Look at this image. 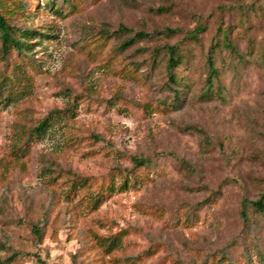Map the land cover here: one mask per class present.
Segmentation results:
<instances>
[{
	"label": "rangeland",
	"instance_id": "1",
	"mask_svg": "<svg viewBox=\"0 0 264 264\" xmlns=\"http://www.w3.org/2000/svg\"><path fill=\"white\" fill-rule=\"evenodd\" d=\"M0 14L32 32L21 51L0 36V264H264L251 206L264 195V0H0ZM119 26L180 32L121 50ZM218 27L234 52H214L212 76ZM164 45L181 56L178 85Z\"/></svg>",
	"mask_w": 264,
	"mask_h": 264
},
{
	"label": "trees",
	"instance_id": "2",
	"mask_svg": "<svg viewBox=\"0 0 264 264\" xmlns=\"http://www.w3.org/2000/svg\"><path fill=\"white\" fill-rule=\"evenodd\" d=\"M204 26H197L193 30L185 32V39L193 42L194 44H199L200 43V38L199 35L204 32ZM180 30L178 29H170V28H164L162 30H154L153 32H144V31H135L130 28H126L124 26H119L116 31L113 32L115 35H120V34H126L128 35V38L125 39L120 43V49L124 50L127 49L129 46L134 45L137 42L140 41H152L155 39H159L162 36H172L177 33H179ZM32 32L30 31H24L23 34H20V36H15V33L13 32L12 28L10 25L5 21L4 17L0 14V36L2 40V46L5 49L8 48H14L18 51L21 50H26L28 48V43L26 41L20 39H27L29 38L30 34ZM217 35L221 36V41H217L212 47H210L207 56H206V65H207V70L210 75L215 76L216 75V70H215V60H214V52L220 48V46H225L227 48H230L234 52V48L230 44V38H229V33L227 29H223L221 27H218L217 29ZM162 50H164L167 60L165 63V71H166V76L168 80L174 84L178 85V81L176 80L174 70L182 64V59L181 56L177 52V47L175 45H164L161 47ZM158 51L155 52L157 54ZM211 85V83H210ZM174 97H177V92H174ZM178 102V101H177ZM51 119L47 117L44 119L37 127V134L39 135H44L47 130L51 127ZM132 163L134 164V167L137 168H142L145 166V162L142 159L139 158H133ZM132 171V170H131ZM127 177H125V180L123 183L119 186V190H122L123 188L127 187ZM108 191L111 193L115 191V186L110 185L107 188ZM93 207L96 208L100 203L102 198L99 197V193H93ZM246 204V201L244 202ZM244 204V205H245ZM251 206L255 208L257 212L263 213L264 212V195H261L259 199L253 203H251ZM241 217L245 221L247 219L245 209H242L241 211ZM33 233L35 236L40 237V229L37 226L33 227ZM116 239H113L112 242L109 245V248L116 244ZM215 264H231L229 259H218Z\"/></svg>",
	"mask_w": 264,
	"mask_h": 264
}]
</instances>
